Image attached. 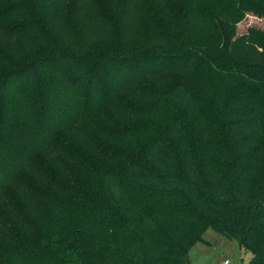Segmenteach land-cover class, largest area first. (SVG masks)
<instances>
[{"label":"trees","instance_id":"16d2710c","mask_svg":"<svg viewBox=\"0 0 264 264\" xmlns=\"http://www.w3.org/2000/svg\"><path fill=\"white\" fill-rule=\"evenodd\" d=\"M250 12L264 0H0V264H191L209 228L264 264Z\"/></svg>","mask_w":264,"mask_h":264},{"label":"rangeland","instance_id":"374dc122","mask_svg":"<svg viewBox=\"0 0 264 264\" xmlns=\"http://www.w3.org/2000/svg\"><path fill=\"white\" fill-rule=\"evenodd\" d=\"M234 50L239 55H245L249 51L264 55V13L250 12L238 24ZM96 118L104 120L102 111L95 112L91 120L85 121L90 133L95 130L93 122ZM106 130L116 132L112 124L108 125ZM99 135L100 133L96 136ZM204 239L197 242L191 250L193 264H217L227 259L230 260V264H247L253 256L251 252L242 249L237 240L228 238L214 228H209L204 233Z\"/></svg>","mask_w":264,"mask_h":264},{"label":"built area","instance_id":"2783aa9c","mask_svg":"<svg viewBox=\"0 0 264 264\" xmlns=\"http://www.w3.org/2000/svg\"><path fill=\"white\" fill-rule=\"evenodd\" d=\"M222 264H230V260L227 259V260L223 261Z\"/></svg>","mask_w":264,"mask_h":264},{"label":"crops","instance_id":"0c3cea01","mask_svg":"<svg viewBox=\"0 0 264 264\" xmlns=\"http://www.w3.org/2000/svg\"><path fill=\"white\" fill-rule=\"evenodd\" d=\"M204 240H205V239H204ZM204 240H203V241H204ZM190 256H191V254H190ZM222 261H224V260H222ZM222 261H219L217 264H222ZM192 262H193V261H192V257H191V264H193Z\"/></svg>","mask_w":264,"mask_h":264}]
</instances>
